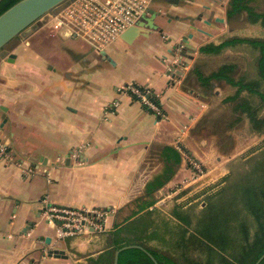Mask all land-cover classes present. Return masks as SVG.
<instances>
[{
    "label": "crops",
    "instance_id": "crops-1",
    "mask_svg": "<svg viewBox=\"0 0 264 264\" xmlns=\"http://www.w3.org/2000/svg\"><path fill=\"white\" fill-rule=\"evenodd\" d=\"M150 8L165 12L154 17L160 30L143 28L130 41L119 35L101 50L69 36L62 39L69 47L60 51L54 40L59 36L50 29L13 38L0 52V139L15 158L37 168L25 176L15 163L0 162V264H86L108 248V233L116 225L142 212L131 215L134 199L144 197L146 181L160 171L164 145L179 147L182 159L172 178L153 192L154 211L170 195L161 196L163 187L183 171L182 149L202 162L223 151L219 131L209 123L219 120L223 134L226 119L233 120L230 129L236 118L250 126L246 114L234 109L237 100L228 99L236 87L225 78L204 83L197 72L208 76L231 63L233 78H256L258 50L247 43L220 52L200 47L233 35L264 36L252 33L254 25L264 24L249 21L244 10L228 17L229 0H150ZM184 36L187 54L168 53ZM9 52L15 54L11 61ZM129 82L147 86L164 115L157 117L130 93L116 90ZM42 199L107 209L104 228L56 238L42 214ZM50 248L64 255H49Z\"/></svg>",
    "mask_w": 264,
    "mask_h": 264
},
{
    "label": "trees",
    "instance_id": "trees-1",
    "mask_svg": "<svg viewBox=\"0 0 264 264\" xmlns=\"http://www.w3.org/2000/svg\"><path fill=\"white\" fill-rule=\"evenodd\" d=\"M15 1L0 0V12ZM252 1L255 0H229L228 17L244 10L249 21L264 24V11L256 10ZM236 43H247L258 50L256 78H233L234 64L231 63L208 76L197 74L204 83L215 77L225 78L235 86V92L228 96L229 100H237L234 109L246 114L253 131L264 133V36L233 35L217 44L202 45L200 50L220 52ZM243 90L248 92L246 97H240ZM149 97L159 105L155 94L150 93ZM161 157L163 165L146 181L144 197L134 199L137 208L131 215L142 212L116 225L108 233V248L95 257H88L86 264H113L115 250L127 244L143 246L158 264H253L264 251V143L231 159L220 186L206 192L200 206L190 203L173 207L174 220L161 217L154 207L149 209L155 202L153 192L176 172L182 159L181 150L164 145ZM153 240L163 248L153 244ZM117 264L156 263L144 249L130 246L119 251ZM257 264H264V256Z\"/></svg>",
    "mask_w": 264,
    "mask_h": 264
},
{
    "label": "built area",
    "instance_id": "built-area-1",
    "mask_svg": "<svg viewBox=\"0 0 264 264\" xmlns=\"http://www.w3.org/2000/svg\"><path fill=\"white\" fill-rule=\"evenodd\" d=\"M149 8L150 0H69L57 10L44 13L40 19L45 18L44 25L54 32L66 26L71 31L70 36L82 38L101 50ZM171 64L173 62L168 65V69H171ZM117 90L136 95V98L150 108L156 116L164 115L161 107L149 97L151 91L147 86L140 88L138 84L129 82L117 87ZM0 162L15 163L25 176H32L37 172L36 165L30 162L24 163L22 158H15L1 139ZM42 202V214L54 227L56 238L79 230L104 228L102 220L108 213L107 209L60 206L48 203L46 199H42Z\"/></svg>",
    "mask_w": 264,
    "mask_h": 264
},
{
    "label": "rangeland",
    "instance_id": "rangeland-1",
    "mask_svg": "<svg viewBox=\"0 0 264 264\" xmlns=\"http://www.w3.org/2000/svg\"><path fill=\"white\" fill-rule=\"evenodd\" d=\"M254 3L257 10L264 11V0H255ZM43 20H45V18H38L34 25L31 26L30 31H22L15 37V39L27 37L28 33L34 30H36L33 34L35 37L39 36L41 33H52L50 27L44 25ZM253 27L255 28L252 30V33H256L257 35L264 34L263 25L258 24ZM28 37L30 38V36ZM54 40L56 41L55 46L60 48V51L67 49L70 45L63 43L64 41L59 37ZM110 44H108V46ZM232 121L228 123L232 124ZM237 121V125L232 126L230 129L227 128L229 124L226 119V133L224 134L221 133V122L219 120H214L209 123L211 125V130L219 131L217 134V141L220 149H223V151L218 152V158H213L208 162H202L199 159L192 157L190 154L185 153L184 149H182V151H184V165L182 169L184 173L185 171L187 172L184 174L182 171L175 178L174 182L166 184L163 187L161 196L164 194L170 195H168L167 198L162 201L161 205L157 207L161 217L172 220L173 218L170 216V213L173 207H181L182 205H188L190 203H197V206H200L204 194L206 192L213 191L220 186L223 175L228 172V163L231 159L239 155L247 154L249 150L264 143V133H257L256 131H253L250 126L244 124V119ZM173 190L176 191L174 192ZM151 242L153 244L158 243L157 240H153ZM157 246L163 248L161 243L157 244Z\"/></svg>",
    "mask_w": 264,
    "mask_h": 264
},
{
    "label": "water",
    "instance_id": "water-1",
    "mask_svg": "<svg viewBox=\"0 0 264 264\" xmlns=\"http://www.w3.org/2000/svg\"><path fill=\"white\" fill-rule=\"evenodd\" d=\"M69 0H16L14 3H12L10 6H8L6 9H4L2 12H0V52L6 47L8 42L15 38L17 35H19L22 31H30L31 26L34 25L35 21L40 18L44 13L49 11L57 10L58 8L62 7L65 3H67ZM159 15H165V12L162 10H157L153 8H149V10L143 14H141L135 22L127 27L125 30H123L120 33V36L127 41H130L132 38L143 32V28H148L150 30H160V27L157 23L154 22V17ZM200 15H198L199 17ZM222 21V17L216 18ZM192 28H196V30L204 32L205 30L202 27H195L194 25H191ZM70 29L66 26L60 27V29L56 32V34L61 38L65 39L70 36ZM188 36L192 35V32L187 33ZM187 37H183L182 42L175 44V49H168V52H170L171 55H181L185 56L187 53H185L183 50L184 48V42H186ZM190 48V47H189ZM178 49V50H176ZM172 50V51H171ZM102 53L104 51L102 50ZM14 53L9 52L7 60L11 61L14 57ZM191 56V55H190ZM178 60V59H177ZM180 60V59H179ZM178 62H181L178 61ZM174 64H177V61H175ZM29 159L35 161V162H42L45 163L47 161V158L45 156H40L37 158H33L32 156H29ZM50 239L49 237L46 238V241L48 242ZM130 246H138L142 249H144L148 255L153 259V261L158 264L155 257L146 250L143 246L138 244H127L123 245L119 248H117L114 252V261L113 264H117L118 259V253L121 249L130 247ZM47 254L49 255H55V256H62L64 255V251L62 249L58 248H50L47 251ZM264 256L263 253L256 259V261L253 264H257Z\"/></svg>",
    "mask_w": 264,
    "mask_h": 264
},
{
    "label": "flooded vegetation",
    "instance_id": "flooded-vegetation-1",
    "mask_svg": "<svg viewBox=\"0 0 264 264\" xmlns=\"http://www.w3.org/2000/svg\"><path fill=\"white\" fill-rule=\"evenodd\" d=\"M171 1H176V2H177V1H181V0H171ZM183 1H184V0H183ZM170 48L173 50V49H175V46L173 45V46H171ZM172 50H171V51H172ZM168 53H170V52H168Z\"/></svg>",
    "mask_w": 264,
    "mask_h": 264
}]
</instances>
